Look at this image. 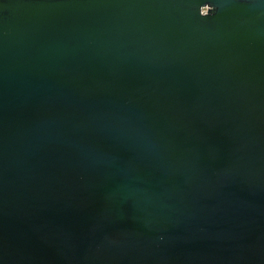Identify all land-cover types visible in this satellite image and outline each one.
<instances>
[{
	"label": "water",
	"instance_id": "1",
	"mask_svg": "<svg viewBox=\"0 0 264 264\" xmlns=\"http://www.w3.org/2000/svg\"><path fill=\"white\" fill-rule=\"evenodd\" d=\"M0 264H264V0H0Z\"/></svg>",
	"mask_w": 264,
	"mask_h": 264
},
{
	"label": "clouds",
	"instance_id": "2",
	"mask_svg": "<svg viewBox=\"0 0 264 264\" xmlns=\"http://www.w3.org/2000/svg\"><path fill=\"white\" fill-rule=\"evenodd\" d=\"M213 11V10H212ZM209 15V14H208ZM208 15H206V16H208Z\"/></svg>",
	"mask_w": 264,
	"mask_h": 264
},
{
	"label": "built area",
	"instance_id": "3",
	"mask_svg": "<svg viewBox=\"0 0 264 264\" xmlns=\"http://www.w3.org/2000/svg\"><path fill=\"white\" fill-rule=\"evenodd\" d=\"M202 9H204V8H202Z\"/></svg>",
	"mask_w": 264,
	"mask_h": 264
}]
</instances>
